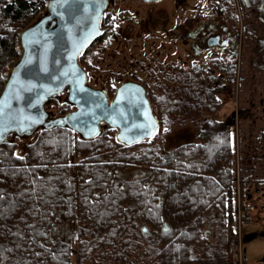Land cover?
<instances>
[{
  "label": "trees",
  "instance_id": "1",
  "mask_svg": "<svg viewBox=\"0 0 264 264\" xmlns=\"http://www.w3.org/2000/svg\"><path fill=\"white\" fill-rule=\"evenodd\" d=\"M44 7V0H0V92L10 65L20 55L17 46L18 34L43 12ZM106 17L107 13L102 17L101 25L107 21ZM242 19L236 12L228 16L229 22L236 30ZM106 26L103 35L92 44L106 36ZM251 27H254L251 21L244 25V34H248L244 35V41L247 48L250 51L252 49L258 56L264 51V39L257 40ZM248 41L252 44H247ZM84 58L83 56L79 61L80 64L86 63ZM176 69L172 68L163 77L165 81L172 80L174 83L168 90H173V93L179 90L181 94L178 102L175 100L180 120L176 122L193 120L191 123L199 125L201 142L193 146L182 145L168 153L159 151L161 148L158 151L151 149L145 158H139L140 164L147 166L152 172L151 183L158 185L156 189L150 188L157 191L154 195L156 204L151 210L153 219L149 220L148 214L145 213L143 225L135 223L137 220L134 215L126 214L124 221L120 218L119 224L107 221L109 214L117 209H112L116 202L125 199L122 196H132L130 194L134 190L127 186L126 193L114 188L110 195L107 194L101 183L105 178H109L107 172L112 168L111 163L105 166L96 164L92 167L93 172L79 169L80 174L67 177V170L81 164L69 160L67 165L61 163L59 157L52 155L57 149L50 146V141L54 142L52 138L56 136L54 133H57L65 137L63 143H60L62 146H59L62 160L66 155L69 157V152L72 154L73 144L78 142L93 145L92 149L102 148L107 151L112 148L111 151L116 152L110 153L107 159L116 162L128 161L131 159V156L126 154L129 149L117 143L115 134L112 136L116 130L107 128L89 141L80 139L78 134L68 129L39 130L32 141L21 144L22 146L15 141L0 146V264H234L222 260L217 251L228 245L231 237L237 234L231 225L235 221L233 197L237 199L233 174L234 154L230 143L231 122L227 121L220 129L225 119L218 114L221 109L219 95L226 89L222 88L218 80L223 79L229 86L233 79L236 81V60L230 56L227 59L210 60L207 69ZM212 70L218 73L217 81L213 85ZM50 102L62 106L56 113L47 109L54 116L73 109L64 101L63 95L49 101L46 108ZM198 111L199 114H196ZM107 132H110V135L106 134ZM73 135L75 140L71 141L70 137ZM103 141L113 144L109 146ZM114 146L122 150L123 155L117 153L119 150H113ZM64 166L69 169H63ZM45 181L53 182L50 188L42 189ZM241 184L245 196L244 180ZM195 188L199 190L198 193ZM98 192H102L99 199L91 198L88 201V196L93 197L92 195ZM107 201H110L109 208L103 205L107 204ZM83 202L87 204L83 206ZM102 207L104 209L100 212ZM119 209L121 212V208ZM212 210L220 213L219 219L213 223H218L221 229L213 232L200 229L198 231L196 224H206L207 214L214 218L213 212H210ZM85 212L90 216L85 217ZM75 213L83 218V226L86 225V220L92 229H95L93 237L75 239L65 223L52 222L57 214L67 218ZM164 223L171 228L166 233L161 232ZM142 226L159 235L149 241V237L140 232ZM81 230L87 232L84 227ZM123 234L124 238L131 237L132 240H121ZM198 238L199 260L193 261L188 257L185 261L180 260L179 254L182 258L187 255V242L196 241ZM211 238L214 242H211ZM144 245L153 247L152 260L147 258L148 261L143 262L139 255L130 259L129 252L136 255ZM146 252L148 248L143 249L142 254ZM209 256L210 260H207Z\"/></svg>",
  "mask_w": 264,
  "mask_h": 264
},
{
  "label": "rangeland",
  "instance_id": "2",
  "mask_svg": "<svg viewBox=\"0 0 264 264\" xmlns=\"http://www.w3.org/2000/svg\"><path fill=\"white\" fill-rule=\"evenodd\" d=\"M208 13V0H161L156 5H145L139 0H116L114 7L108 12L106 17L107 25H109L106 29V36L87 48V52L84 55L86 63L84 65L81 64V66L87 73L89 85L93 88H102L110 100L114 96L116 87L124 81L133 80L145 86L152 110L159 120L160 128L150 142L136 145L127 151L126 154L131 156L130 158L139 160L140 157L145 158L151 152V149H157L156 151H158L161 148L159 151L168 153L182 145L193 146L199 145L201 142L199 139V125L194 122L191 123L193 120L189 121L190 123L176 122L180 120L175 102H178L181 94L179 90L177 93H173V90H168L173 87L174 83L172 80L171 82L165 81L163 79L164 74L172 68L192 69L201 67L207 69L210 60L227 59L230 56L235 58L237 64L236 81L233 79L229 86L223 79L218 80L222 88L226 89L219 95L222 103L220 102L221 109L218 114L219 117L222 116V119H225L221 123L220 129L224 127L227 121L231 122L230 143L234 154L233 174L237 171L238 162L240 166L239 176L235 175V179L239 180L238 188L236 187L239 191H236L239 204L245 200L250 201L254 205L255 211L247 215L244 218V222L238 223L234 221L231 224L234 230L236 229L237 234L231 237L228 245L217 251L222 260L227 263L264 264V70L253 68L252 63L255 57L245 45L244 35L248 34H244L243 31L244 25L250 21L255 23V19L249 11L244 19L239 21L237 32L240 37L232 55L228 52L223 53L215 48H210L204 53L197 50L195 55L189 45L180 40L179 27L177 26L183 21H189L195 25L200 24ZM225 17L227 16L225 15ZM225 17L223 18L225 19ZM183 29L181 27V30ZM251 29L252 33L256 34L255 36L258 34L259 40L263 37L264 28H260V32L257 29L254 32L252 27ZM247 44L252 43L248 41ZM262 64H264L263 59L262 62L258 63V66H262ZM212 71L214 77H212L211 84L213 85L217 81L216 76L218 73L214 70ZM204 75L206 74L204 73ZM7 77L8 74L5 75L4 79H7ZM170 86L171 88H169ZM61 108V105L50 102L46 109L56 113ZM245 109H248L250 114L246 117H239L238 112ZM196 114H199V111ZM226 115L227 117H225ZM106 134L110 135V132ZM54 135H56L52 138L54 142L50 141L51 144L50 142L49 144L57 151L54 150L52 155L56 158L59 157L58 160L61 163L67 164L70 160V162L73 161L75 164H81L79 167L72 166L70 169L64 166L63 169H69L67 170L68 173H66L67 177L80 174L79 169L93 172L92 167L96 164L105 166V164L111 163L110 167L119 166L113 159H107L110 153L116 152L111 151L112 148L107 151L102 148L92 149L93 147L91 146L93 145H84L78 142L73 144L72 154L69 152V157L66 155L65 159L62 160L59 155V146H62L60 143H63L62 140L65 137H61L57 133H54ZM32 138L22 139L21 141L15 139V142L22 146L21 144L32 141ZM70 138L71 141L75 140L74 135ZM103 142L109 144V146L113 144L110 141ZM147 149L149 151H146ZM113 150L119 149L114 146ZM144 150L146 153H144ZM236 150L239 151L238 162ZM117 153L123 155L124 152L119 150ZM169 165H167L168 168ZM242 180L245 183L244 189L246 185L245 196H243ZM247 181H250V183H247ZM52 184L53 182L51 181H45L42 184V189H48ZM157 186L156 183H153L154 189ZM172 186L175 187L174 184ZM154 189L142 192L134 188V191L130 194L132 196L128 198L127 196H122L125 199L116 202V206L112 207V209H117L109 214L107 221L119 224L120 218L123 217H120L122 212L129 216L134 215V219L137 220L135 223L140 225H143V214L145 213L148 214L149 220H152L154 215H152L151 210L152 206L156 204L154 195L157 192ZM90 190H93L92 183H90ZM195 191L199 192L197 188H195ZM135 196H137L136 199ZM85 203H82L83 206ZM109 203L110 201H107V204L103 203V205L109 208ZM236 203L237 199L234 196L232 205L235 210L237 209L235 207ZM119 208H121V212ZM103 209L102 207L100 212ZM210 212H213L214 218L212 219L211 214H207L205 217L206 224L201 226H199V223L196 224L198 231L200 229L201 231L213 232V230L218 231L221 229L218 223H213L219 219L220 213L215 210ZM83 215L85 217L90 216L87 212ZM87 222L86 220L84 221L85 226L81 223L71 224L72 234L76 231L81 238L84 236L93 237L95 229L93 230ZM82 227L87 232H83L81 230ZM157 235L159 233L150 231L147 237L151 241L157 238ZM124 237L125 234L122 235L121 240H132L130 239L131 237ZM211 240V242H214L212 238ZM199 246V238L196 241L187 242L185 246L187 255H183L182 258L179 254V259L185 261L188 257L189 259L192 258L193 261L199 260ZM145 248H148V252L142 254ZM152 249L153 247L144 245L137 251L136 255L129 252L131 254L130 259H135L139 255L143 262L148 261L147 258L151 261ZM211 257H213V254H211ZM207 260H210V256ZM186 263L183 262V264Z\"/></svg>",
  "mask_w": 264,
  "mask_h": 264
},
{
  "label": "water",
  "instance_id": "3",
  "mask_svg": "<svg viewBox=\"0 0 264 264\" xmlns=\"http://www.w3.org/2000/svg\"><path fill=\"white\" fill-rule=\"evenodd\" d=\"M112 4L113 0H45L43 12L17 36L21 54L10 65L0 92V145L55 128L71 130L86 141L114 129L117 143L125 147L156 136L160 123L143 84L124 81L110 100L102 88L89 85L79 63L80 54L103 35L101 19ZM61 95L73 109L53 116L46 104ZM170 229L164 223L161 232Z\"/></svg>",
  "mask_w": 264,
  "mask_h": 264
},
{
  "label": "flooded vegetation",
  "instance_id": "4",
  "mask_svg": "<svg viewBox=\"0 0 264 264\" xmlns=\"http://www.w3.org/2000/svg\"><path fill=\"white\" fill-rule=\"evenodd\" d=\"M139 1L145 5L146 4L156 5L159 2H161V0L156 3H146L143 0H139ZM115 2L116 0H113V4L110 6L109 11L114 7ZM208 3H209V13L207 14V17L204 19V21L200 22V24L195 25L192 22L183 21L177 26L179 27L180 40L188 44L190 49H192L195 55L197 50L198 51L200 50L201 53H204L210 48H215L219 51H222L223 53L228 52L229 54H233V52L235 51L234 48L235 46L237 47L238 39L240 36L237 30L233 28V26L229 22L228 20L229 14H234L236 12L238 16L244 19V17L250 11L252 17L255 19V23L252 22L254 25L253 29L255 30V32L256 29L257 31L260 32L259 29L264 28V0H208ZM247 10L249 11L247 12ZM225 15L227 17H225ZM223 17H225V19ZM107 24L108 22H105L104 25H101L102 28L104 29ZM181 27H183L184 29L181 30ZM182 32H184V34H182ZM262 39H264V35L260 40ZM257 40H259L258 37ZM86 52L87 49L80 54L78 59L79 61L86 54ZM250 52L255 57L252 63L253 68L264 70V64H262V66L261 65L258 66V63L262 62V59L264 60V51L260 52L258 56H256L254 52H252V49ZM87 80H88V76H87ZM37 132L38 131H36L29 138L34 137ZM139 144H144V143H139ZM122 147L125 148L124 145ZM132 147H126V148L130 149ZM117 163L119 164V166L118 167L112 166V168L107 172L109 178L108 179L105 178L101 183V185L104 186L105 190L107 191L108 195H110L113 192L114 188H118V191H121L122 193H126L125 188L127 186L132 189L139 188L143 190L142 192L150 191V188L153 187V183H151L153 176L151 170L148 169L147 166L140 164L139 160L135 158H131L128 161L120 160ZM101 194L102 192H98L97 194H93L92 195L93 197L88 196L87 198L90 199L92 198L97 200L101 197ZM124 215L125 214L123 213L122 215L123 217L121 218V221H124L125 219ZM52 222L65 223L66 227H68L72 233L73 229L71 224H79L83 222V218L81 216H78L76 213L72 217H67V218H62L61 214H57L55 218H53ZM143 227L145 226L141 227V233L144 234L145 236L149 235L150 230L147 227H145V230L142 231ZM74 232H75L73 234L74 238L78 239L80 237V234L77 233L76 231Z\"/></svg>",
  "mask_w": 264,
  "mask_h": 264
},
{
  "label": "built area",
  "instance_id": "5",
  "mask_svg": "<svg viewBox=\"0 0 264 264\" xmlns=\"http://www.w3.org/2000/svg\"><path fill=\"white\" fill-rule=\"evenodd\" d=\"M236 153H237L236 156H237V162H238L239 151L236 150ZM239 170H240V166H239V162H238L237 163V171L234 174V186H235V190L237 192H239L238 189H237L238 188L237 187V184L239 185V180L235 179V175L236 176H239ZM237 192H236V195H237ZM236 207H237V209L235 210V221L238 222V223L244 222V218L247 215H249V214H251L252 212L255 211V207H254V205L250 201H246L245 200L244 202H242L241 204H239L238 195H237Z\"/></svg>",
  "mask_w": 264,
  "mask_h": 264
},
{
  "label": "crops",
  "instance_id": "6",
  "mask_svg": "<svg viewBox=\"0 0 264 264\" xmlns=\"http://www.w3.org/2000/svg\"><path fill=\"white\" fill-rule=\"evenodd\" d=\"M239 114V117H246V116H248V114H250V112H249V110L248 109H245V110H243V111H239L238 112Z\"/></svg>",
  "mask_w": 264,
  "mask_h": 264
},
{
  "label": "snow or ice",
  "instance_id": "7",
  "mask_svg": "<svg viewBox=\"0 0 264 264\" xmlns=\"http://www.w3.org/2000/svg\"><path fill=\"white\" fill-rule=\"evenodd\" d=\"M99 106V105H98Z\"/></svg>",
  "mask_w": 264,
  "mask_h": 264
}]
</instances>
